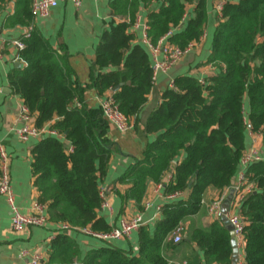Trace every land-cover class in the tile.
<instances>
[{
    "label": "trees",
    "instance_id": "obj_1",
    "mask_svg": "<svg viewBox=\"0 0 264 264\" xmlns=\"http://www.w3.org/2000/svg\"><path fill=\"white\" fill-rule=\"evenodd\" d=\"M154 2L157 7L147 15L148 35L154 44L181 22L188 5L194 11L169 38L172 44L186 48L199 42L208 22L206 0L112 1L115 13L129 21L113 23L102 33L95 49L93 71L97 74L89 87L99 95L111 91L120 110L136 123L154 78L152 56L141 41L134 42L131 27L140 10ZM9 4L12 11L5 14L2 26H29L32 0H0V13ZM22 41L24 48L17 51V58L24 65L10 71L9 85L36 126L48 123L73 147L68 151L56 136H45L34 144L31 171L37 201L46 205L47 221L109 231L111 226L98 214L101 180L115 149L107 136V119L100 108L84 102L86 88L66 58L37 29ZM208 62L218 67L216 74L202 81L192 75L178 76L163 92L162 102L145 122L146 132L155 138L144 157L119 179L130 185L124 200H134L140 209L148 185L161 182L170 171L173 176L165 192L182 191L188 196L165 204L153 227H140L137 251L104 241L81 255L75 239L59 232L51 239L43 264H174L166 258L164 246L179 244L167 237L185 217L199 212L209 187L222 192L232 185L248 131L264 126V0L225 4ZM117 85L120 88L113 91ZM75 97L82 102L80 107L73 104ZM246 176L257 188L241 207L247 221L242 264H264V160L251 162ZM181 243L198 245L220 264H233L232 235L222 220L215 219L208 229L188 231Z\"/></svg>",
    "mask_w": 264,
    "mask_h": 264
},
{
    "label": "crops",
    "instance_id": "obj_2",
    "mask_svg": "<svg viewBox=\"0 0 264 264\" xmlns=\"http://www.w3.org/2000/svg\"><path fill=\"white\" fill-rule=\"evenodd\" d=\"M112 1L81 0L79 6H75L70 0L62 1L51 9L47 16L33 18L30 23L33 29H37L48 40L49 44L66 58L81 86L86 88L84 102L88 106L97 109L100 108V99L110 94L111 91L99 95L93 87H89L93 76L97 74L93 71L96 46L100 42L102 33L109 29L113 23L129 21L128 17L115 13L111 5ZM218 1L220 0H206L208 22L202 39L178 63L166 71L161 70L158 72L148 101L139 113L137 123L134 119L130 120L132 123L131 129L121 132L107 120V136L115 143V149L108 172L101 180V188L106 191L109 206H100L98 214L111 227L118 226L122 218L132 217L137 213L143 214L146 221L144 225L153 227L161 217L165 204L179 201L188 196V193L184 192V196L179 199H169L165 192V186L159 189V183L152 182L148 185L142 202V209H140L134 200H124L123 195L130 185L119 183V179L137 160L144 157L148 143L155 138V134L146 132L145 122L151 112L162 102L163 92L173 86L175 78L192 75L199 79H205L219 71L218 67L208 62L212 51L215 29L220 18L216 11ZM155 7H157V3L154 2L150 5V8H142L136 19L141 18L142 22L148 23V11ZM188 10L193 12L194 6L188 5ZM11 11L12 4H9L0 13V145L4 147L9 158V175L15 203L21 212L26 213L30 211L32 203L38 197V190L34 186V176L31 171L32 148L38 139L31 138L28 141H21L15 132V129L22 125L19 112L23 101L12 91L8 75L14 67H23L24 65L17 58L18 50L15 48L13 40L22 38L26 27L8 28L2 26L5 14ZM135 34L134 42L141 41L142 28L137 30ZM247 106L248 102H246V108ZM252 146L257 147L264 157V126L259 131H248L245 151ZM172 176L173 172L170 171L161 182L166 185L171 181ZM237 179L238 175L234 178L232 184H235ZM230 191L231 189L228 191L224 189L221 192L214 187H209L206 190L199 212L187 216L181 221L186 230L184 233L185 238L188 231L197 228L208 229L211 226L215 219L209 215L207 204L220 196H224L225 202L230 195ZM9 217L10 210L7 201L4 196L0 195V264H24V259L19 257L22 250L39 251L46 259L50 241L56 235H54V231L59 223L48 221L44 227L32 226L20 232H13L10 229ZM61 232L75 239L77 245H79L81 255L91 248L104 244V241L85 235L78 230ZM138 239L139 230H136L129 237L110 242L122 248L137 251ZM178 244L173 248L164 246V254L171 263L220 264L208 257L205 250L196 244ZM243 261L244 247L239 246V263Z\"/></svg>",
    "mask_w": 264,
    "mask_h": 264
},
{
    "label": "built area",
    "instance_id": "obj_3",
    "mask_svg": "<svg viewBox=\"0 0 264 264\" xmlns=\"http://www.w3.org/2000/svg\"><path fill=\"white\" fill-rule=\"evenodd\" d=\"M66 0H32L31 11L33 18L47 16L51 9L55 8L59 2ZM75 6H79L81 0H70ZM230 0H220L216 4V11L221 16L222 10L226 3ZM189 18V11H186L182 17L181 22L177 26H173L164 35L157 44H154L149 35V25L147 22H142L141 18L136 19L132 25V31H137L142 28L143 36L141 42L149 50L153 61V78L158 75L161 70H168L173 65L178 63L189 51L195 46V42H191L186 48L174 45L169 41V38L173 36L178 30L184 27L186 21ZM33 27L30 24L25 28V31L20 39H14L13 44L17 50L24 48L23 38L30 35ZM204 36V33L202 37ZM201 37V39H202ZM201 81L203 79H200ZM73 104L77 107L82 105V102L76 97L73 99ZM100 109L102 115L112 124L116 129L121 132H126L132 127V123L129 118L120 110L119 106L115 102L112 94L105 95L100 99ZM19 119L22 122L20 127L15 129L16 135L21 141H28L29 139H41L45 136H56L62 139L67 145L68 151H72L73 147L68 140H66L59 132L49 127V124H45L38 127L34 124V118L29 113L28 108L21 104ZM8 155L2 145H0V195L4 196L10 210V229L13 232H20L23 229L32 226L44 227L47 224L46 205L35 200L30 211L23 213L17 207L15 203L14 192L12 190L9 167H8ZM264 160L257 147L252 146L246 150L241 158L240 170L238 172V179L235 184H232L227 191L234 189V195L230 202L228 211L225 213L224 208V196L213 199L207 204V211L214 219L223 221V217L226 216L230 222L236 241L239 246H243L245 249V236L244 228L247 223L246 218L242 215L241 207L248 195L256 191L257 185L255 182L248 180L246 176V169L253 161ZM165 186L164 182H159L158 188L162 189ZM102 203L101 207L109 206V202L106 198V191L104 188L100 190ZM184 196V192L176 191L174 193H168L167 198L179 199ZM147 206H149L147 204ZM161 209L159 208V211ZM224 222V221H223ZM146 223L142 213H137L132 217H124L121 219L118 226H113L109 231H93L89 227L74 228L67 223H59L58 227L54 231V235L61 231L78 230L81 233L98 239L100 241H113L129 237L134 231L139 230L141 226ZM185 227L180 222L172 233L167 237V240H173L175 243H181L184 240ZM19 257L24 259V264H43L44 257L39 251L22 250L19 253ZM240 262L238 264H242Z\"/></svg>",
    "mask_w": 264,
    "mask_h": 264
},
{
    "label": "water",
    "instance_id": "obj_4",
    "mask_svg": "<svg viewBox=\"0 0 264 264\" xmlns=\"http://www.w3.org/2000/svg\"><path fill=\"white\" fill-rule=\"evenodd\" d=\"M196 1L198 2V0H196ZM119 88H120V85H117L116 87L113 88V91H116ZM234 192H235V190L231 189L229 197L224 202L223 210L225 213L228 211L230 201L233 198ZM223 221L226 224V226L229 228V230L231 231V235H232V245H233V249H234L233 250V264H238L239 263V247H238V243L236 241V238L234 236V233L232 231L233 228H232L230 222L227 220L226 216L223 217ZM186 237H187V234H186ZM75 264H81V263H75Z\"/></svg>",
    "mask_w": 264,
    "mask_h": 264
}]
</instances>
